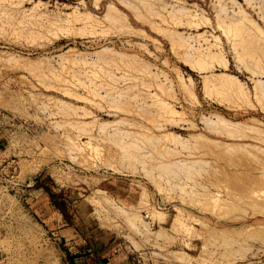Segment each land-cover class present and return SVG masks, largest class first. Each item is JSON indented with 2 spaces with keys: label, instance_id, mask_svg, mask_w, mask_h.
I'll list each match as a JSON object with an SVG mask.
<instances>
[{
  "label": "rangeland",
  "instance_id": "rangeland-1",
  "mask_svg": "<svg viewBox=\"0 0 264 264\" xmlns=\"http://www.w3.org/2000/svg\"><path fill=\"white\" fill-rule=\"evenodd\" d=\"M120 1L0 0V264H264V0Z\"/></svg>",
  "mask_w": 264,
  "mask_h": 264
},
{
  "label": "bare ground",
  "instance_id": "bare-ground-1",
  "mask_svg": "<svg viewBox=\"0 0 264 264\" xmlns=\"http://www.w3.org/2000/svg\"><path fill=\"white\" fill-rule=\"evenodd\" d=\"M119 1H120V0H119ZM220 1H221V0H220ZM120 2H121V1H120ZM217 2H219V0H217ZM217 2H216V3H217ZM121 3H122V2H121ZM125 3H126V2H125ZM35 4H36V3H35ZM126 4H128V2H127ZM218 4H219V3H218ZM36 5H37V4H36ZM221 5L224 6L223 3H222ZM221 5H220V6H221ZM218 6H219V5H218ZM33 7H34V6H33ZM37 7H38V5H37ZM74 9H75V8H74ZM189 10H190V9H189ZM218 10L221 12L220 9H218ZM222 10H223V7H222ZM243 10H244L243 8H242V9L240 8V10L238 11V13H233V12H232L233 14L231 15L230 19H229V17H228V18L226 17V14H224L225 17H226V19H229V20H227L228 22H226V23H228V27L233 28V30H235V31L238 29V31H236V32H237V35H239V36H242L243 33L245 34V32H244L243 30H246V28H249V27H251L252 29H253V27H254V29H255V30L253 31V32H254V35L257 34V33H255V32L263 33V30H261V29L259 28V26L257 25V23L255 24L256 21H255V22L252 21L251 18H249V17L247 16V14H246ZM187 11H188V10H187ZM189 12H190V11H189ZM220 12H219V14H220ZM223 12H225V10H223ZM77 13H78V12H77ZM187 13H188V12H187ZM187 13H185V14L187 15ZM190 13H191V12H190ZM192 14H193V13H192ZM192 14H191V15L189 14V15H190V17H191V16L193 17V18L191 17V19H194V18L196 17V15H195L196 12H195V14H193V15H195V17H194ZM43 15H44V14H43ZM73 15H74V13H73ZM73 15H72V16H73ZM78 15H79V13L77 14V16H78ZM170 15H171V14H170ZM181 15H182V14H181ZM186 15H185V16H186ZM189 15H187L188 18L186 17L188 20L190 19V18H189ZM204 15H205V14H204ZM68 16H69V15H68ZM183 16H184V15H183ZM185 16H184V17H185ZM75 17H76V15H75L74 17H72V18H75ZM171 17H172V16H171ZM173 17H174V16H173ZM181 17H182V16H181ZM69 18H70V17H69ZM202 18H205V17H202ZM218 18H219V17H218ZM219 19H220V18H219ZM221 19H222V18H221ZM221 19H220V20H221ZM226 19H225V20H226ZM66 20H67V19H66ZM70 20H71V18H70ZM73 20H74V19H73ZM205 20L207 21L208 18L205 19ZM74 21H75V20H74ZM67 22H70V21L67 20ZM220 22H221V21H219V24H218V25H221ZM70 23H71V22H70ZM221 23L223 24V21H222ZM48 24H49V23H48ZM89 24H91V23H89ZM247 24L250 25V26H248ZM91 25H93V24H91ZM224 25L226 26L227 24L224 23ZM246 25H247V27H246ZM255 25H256V26H255ZM257 26H258V29H259V30L257 29ZM222 27H223V26H222ZM222 27H221V28H222ZM226 27H227V26H226ZM226 27H224V29H225ZM234 27H235V28H234ZM243 27H244V28L246 27V28L243 29ZM255 27H256V28H255ZM41 28H43V27L41 26ZM219 28H220V27H219ZM231 28H229V29L232 30ZM239 28H240V29H239ZM222 29H223V28H222ZM224 29H223V30H224ZM227 29H228V28H227ZM241 29H243V30H241ZM256 29H257V30H256ZM230 30H228V31H229L228 33H230V32H231V33L234 32V31H230ZM240 31H241V32L243 31V33H241ZM247 31H249V29H248ZM261 31H262V32H261ZM223 32H226V34H227V30H226V31H223ZM223 32H222V33H223ZM236 32H235V33H236ZM253 32H250V33H253ZM239 33H240V34H239ZM246 33H247V32H246ZM42 35H43V32H42ZM237 35H236V36H237ZM247 35H248V38H250L251 35L253 36V34L250 35L249 33H248ZM261 35H262V37H263V34H259V35L257 34L258 37L261 36ZM227 36H228V34H227ZM239 36H238V37H239ZM245 36H246V35H245ZM252 36H251V37H252ZM257 36H256V37H257ZM242 37H244V36H242ZM242 37H239V38H240V39H243ZM246 37H247V36H246ZM246 37L244 38V40H248V38H246ZM262 37H259V38L261 39ZM236 38H237V37H236ZM252 38H253V37H252ZM252 38H250V39H252ZM240 39H238V40H239V43L242 44V42H241ZM257 39H258V38H257ZM257 39H256V38H255V39L253 38L252 41L255 40V41H258V42H259V40H257ZM263 39H264V37H263ZM252 41H250V43L247 41V42H248L247 45H248L250 48H251V47H255V44H256L255 41H254L255 43H253ZM260 41H264V40H260ZM251 42H252V43H251ZM258 42H257V46L260 44V42H259V43H258ZM237 44H238V43H237ZM237 44H235V45L238 46ZM244 44H246V43H244ZM250 44H252V45L254 44V45L252 46V45H250ZM261 44H262V42H261ZM216 46H217V45H216ZM240 46H241V45H240ZM257 46L255 47L256 49H257ZM234 47H235V46H234ZM243 47H245V46H243ZM243 47H242V51H241V52H243V53H241V52H240V53H241L242 56L244 55V57H245V54L247 55V54H249V53H248V51L246 50L247 52L245 51V54H244ZM239 48H241V47H239ZM245 48H247V47H245ZM245 48H244V49H245ZM255 48H254V49H255ZM260 48L263 49L261 45H260V47H258V50H261ZM70 49H71V48H70ZM198 49H199V48H198ZM203 49H204V48H203ZM203 49H202V50H203ZM208 49H209V48H208ZM247 49H249V48H247ZM109 50H110V49H109ZM109 50H108V51H109ZM204 50H206V48H205ZM221 50H222V49H221ZM250 50H251V49H250ZM250 50H249V52H251L250 55H252V51H253V49H252L251 51H250ZM258 50H255V51L257 52ZM193 51H194V50H193ZM195 51H196V53L198 52V50H197L196 48H195ZM238 51H239V50H238ZM263 51H264V49L262 50V52H263ZM105 52H106V50H105ZM105 52H104V53H105ZM111 52H112V51H111ZM212 52H213L212 50H208V51H206L205 53H203L204 55H201V57L199 56V59H200V58L203 59V58H205V56L207 57L208 55H209V56H212V55H211V54H213ZM259 52H261V51H259ZM259 52H258V53H259ZM104 53H102V54H104ZM113 53H114V52H113ZM198 53L201 54V52H198ZM198 53H197V54H198ZM218 53H219V52H218ZM254 53H255V52H253V56H252V57H254ZM258 53H256V55H257ZM102 54H101V55H102ZM106 54H108V53L106 52ZM111 54H112V53H111ZM259 54H260V53H259ZM114 55H115V54H114ZM195 55H196V54H195ZM198 55H199V54H198ZM221 55H222V54L219 55L220 58H221ZM238 55H239V53H238ZM8 56H9V55H8ZM70 56H71V55H70ZM108 56H109V55H108ZM193 56H194V55H193ZM213 56L216 57L215 55H213ZM213 56H212V58H213ZM260 56L263 57V56H264V53H263L262 55L260 54ZM260 56H259V57H260ZM10 57H11V56H10ZM10 57H8V58H10ZM61 57H62V56H61ZM74 57H75V56H74ZM74 57H73V59H75ZM103 57H105V56L103 55ZM110 57H111V56H110ZM202 57H203V58H202ZM257 57H258V55H257ZM259 57H258V58H259ZM63 58H64V57H63ZM67 58H68V57H67ZM246 58H247V57H246ZM14 59H15V58H14ZM70 59H71V58H70ZM73 59H72V61H73ZM76 59H77V58H76ZM194 59H195V58H194ZM197 59H198V56H197ZM197 59H196V60H197ZM201 59H200V61L203 62V63H201V62H199V61L197 60L198 63H200L201 65L207 64L206 62H204L207 58H206L205 60H201ZM210 59H211V57H210ZM213 59H214V58H213ZM221 59H223V57H222ZM221 59H218V60L221 61ZM261 59H262V58H261ZM261 59L259 58V59H257V60L260 61ZM66 60H68V59H66ZM111 60H112V58H111ZM135 60H136V59H135ZM207 60H208V59H207ZM223 60H225V59H223ZM223 60H222V62H223ZM257 60H256V61H257ZM263 60H264V59H262V61H263ZM8 61H10V60H8ZM19 61H20V60H19ZM62 61H63V60H62ZM64 61H65V60H64ZM137 61H138V59H137ZM197 61H196V62H197ZM209 61H210V60H209ZM209 61H208V62H209ZM15 62H16V61H15ZM222 62H221V63H222ZM225 62H226V61H225ZM263 62H264V61H263ZM17 63H18V62H17ZM17 63H15V64H17ZM191 63H192V62H191ZM191 63H190V64H191ZM198 63H196L197 65L195 64L194 66L196 67V66L200 65V64H198ZM13 64H14V63H13ZM23 64H24V63H23ZM225 64H226V63H225ZM257 64H258V63H257ZM257 64H256V65H257ZM259 64H260V63H259ZM32 65H33V63H32ZM17 66H18V65H17ZM19 66H20V65H19ZM28 66H29V65H27V68H28ZM133 66H134V65H133ZM191 66H193V63L191 64ZM191 66H190V67H191ZM261 66H262V65H261ZM25 67H26V66H25ZM36 67H38V66H36ZM199 67H200V66L197 67L198 70H200ZM202 67L204 68V67H206V66H201V68H202ZM258 67H260V66L258 65ZM30 68H31V67H30ZM34 68H35V67H34ZM206 68H208V67H206ZM209 68H210V67H209ZM135 69H137V68H135ZM135 69H134V70H135ZM192 69H193V68H192ZM201 70H202V69H201ZM206 70H208V69H206ZM38 71H39V70H38ZM43 71H44V69H43ZM202 71H203V70H202ZM211 73H212V71H211ZM215 73H216V74H215L216 76L211 75V76H212L211 78L207 77V76H209L208 73L205 74V76H203V78H204V77H207L206 79L204 78V79H205V82H203L204 85H209V83H210V84H211V87L213 86L214 89H215L214 86H216V89H218V88L220 89V87H221V88H222V87H223V88L228 87L229 90H230V87H233V86L236 87V85H239V84H237V82H238V78H237L234 74H231V73H229V72H225V71H220V72H215ZM209 74H210V73H209ZM212 74H214V73H212ZM43 75H44V74H43ZM203 75H204V74H203ZM188 78H189V77H188ZM186 79H187V78H186ZM180 80H181V76H180ZM258 80H259V79H258ZM190 81H191V80H188V79H187V82H188V83H190ZM89 82H90V81H89ZM184 82H185V81H184ZM182 84H185V83H182ZM190 84H191V83H190ZM240 84H241V83H240ZM186 85H187V84H186ZM186 85H183V86L186 87ZM188 85H189V84H188ZM202 85H203V84H202ZM156 86H157V85H156ZM183 86H182V87H183ZM217 86H219V87L217 88ZM204 87H205V86H204ZM204 87L202 86V88H204ZM206 87H207V86H206ZM209 87H210V86H209ZM239 87H240V86H239ZM242 87H243V86H242ZM126 88H127V87H126ZM186 88H187V87H186ZM223 88H222V89H223ZM260 88H261V87H260ZM105 89H106V88H105ZM105 89H104V90H105ZM183 89H184V87H183ZM204 89H205V88H204ZM206 89H207V88H206ZM208 89L213 90L212 88H208ZM222 89H221V90H222ZM225 89H226V88H225ZM235 89H237V88H235ZM240 89H241V87L238 89V91H239ZM244 89H245V88H244ZM257 89H258V88H257ZM94 90H95V89H94ZM96 90H97V89H96ZM112 90H113V89H112ZM127 90H128V89H127ZM187 90H188V88H187ZM221 90H220V91H221ZM223 90H224V89H223ZM90 91H91V90H90ZM106 91H107V90H106ZM108 91H110V90H108ZM185 91H186V90H185ZM188 91H189V90H188ZM188 91H186V92L188 93ZM204 91H205V90H204ZM242 91H243V90H242ZM242 91H239V93H240V92L243 93V94L240 93V95H242L244 99L242 98V96H239V94L237 93V90H236L235 93H237V95L239 96V98L243 99L242 101H244V100L246 99L245 96H244L246 93H244L245 91H244V92H242ZM206 92H207V91H206ZM216 92H217V91H216ZM225 92H227V90H226ZM228 92H232V91L230 90V91H228ZM233 92H234V90H233ZM94 93H95V92H94ZM111 93H112V92H111ZM221 93H224V92H221ZM235 93H234V95H233V96H235V97H233V100H234V98L238 97V96L235 95ZM257 93H258V92H257ZM96 94H97V93H95V95H96ZM107 94H108V93H107ZM191 94H193V93L191 92ZM191 94H190V95H191ZM227 94H230V93H227ZM263 94H264V93H263ZM105 95H106V94H105ZM155 95H156V94H155ZM158 95H159V94H158ZM158 95H157V96H158ZM190 95H189V96H190ZM152 96H153V95H152ZM226 96H227V95H226ZM228 96H229V95H228ZM263 96H264V95H263ZM155 97H156V96H155ZM255 97H256V96H255ZM158 98H159V97H158ZM230 98H231V97H230ZM258 98H259V97H258ZM241 99H240V100H241ZM256 99H257V97H256ZM157 100H158V99H157ZM161 100H162V98H161ZM258 100H259V99H258ZM159 102L161 103L160 100H159ZM162 102H163V101H162ZM5 104H6V103H5ZM158 104H159V103H158ZM162 104H165V103H162ZM123 105H124V104H123ZM160 105H161V104H160ZM10 106H11V105H10ZM128 106H129V105H128ZM129 107H130V106H129ZM132 107H133V106H132ZM127 108H128V107H127ZM127 108H126V109H127ZM72 109H74V107H73ZM121 109H122V107H121ZM123 110H124V109H123ZM141 110H142V109H141ZM144 110H145V109H144ZM169 110H170V109H169ZM127 111H129V110H127ZM127 111H126V112H127ZM136 111H137V110H136ZM158 111H159V110H158ZM175 111H176V110H175ZM159 112H160V111H159ZM159 112H158V113H159ZM167 112H168V110H167ZM170 112H171V110H170ZM170 112H169V113H170ZM178 112H179V111H178ZM158 113H157V114H158ZM172 113H173V112H171V114H172ZM68 114H69V113H68ZM219 115H220V114H219ZM220 116H221V115H220ZM123 117H124V116H123ZM217 117H218V116H217ZM214 118H215V117H214ZM78 119H79V118H78ZM92 119H93V118H92ZM96 119H97V118H96ZM96 119H95V120H96ZM120 119H121V118H120ZM124 119H125V117H124ZM216 119H217V118H216ZM221 120H222V119H221ZM228 120H229V119H228ZM228 120H227V121H228ZM253 120H254V119H253ZM91 121H92V120H91ZM214 121H215L216 123L219 122V120H218V122H217L216 120H214ZM256 121H257V120H256ZM75 122H76V121H75ZM88 122L90 123V121H88ZM103 122H104V121H102V123H103ZM107 122H108V121H107ZM109 122H110V121H109ZM126 122H127V121H126ZM70 123H71V122H70ZM70 123H69V124H70ZM73 123H74V122H73ZM97 123H98V122H97ZM102 123H99V125L102 124ZM110 123H111V122H110ZM112 123H113V122H112ZM120 123H121V122H120ZM216 123H215V127L217 126ZM220 123L222 124V121L218 123V126H219V127H220ZM232 123H233V122H232ZM251 123H252V122H251ZM92 124H93V123H92ZM104 124H105V123H104ZM104 124H103V125H104ZM122 124H123V123H122ZM207 124H208V123H207ZM243 124H247V123L244 122ZM70 125L72 126L73 124L71 123ZM94 125H95V124H94ZM105 125H106V124H105ZM134 125H135V124H134ZM210 125H212V124H210ZM223 125H224V124H223ZM236 125H237V124H236ZM252 125H253V124H252ZM254 125H255V124H254ZM71 126H70V127H71ZM226 126H227V125H226ZM229 126H230V124H229ZM237 126H238V125H237ZM72 127H73V126H72ZM98 127L101 129L100 126H98ZM105 127H106V126H105ZM212 127H213V126H212ZM231 127H232V126H231ZM233 127H234V126H233ZM238 127H239V126H238ZM240 127H241V126H240ZM102 128H103V126H102ZM141 128H142V127H141ZM213 128H214V127H213ZM225 128H227V127H225ZM143 129H144V128H143ZM236 129H237V128H236ZM84 130H85V129H84ZM101 130H102V129H101ZM148 130H149V129H148ZM237 130H238V129H237ZM103 131H104V129H103ZM137 131H138V130H137ZM146 131H147V130H146ZM239 131H240V130H239ZM242 131H243V130H242ZM90 132H91V130H90ZM84 133H85V132H84ZM113 133H114V132H113ZM221 133H223V132H221ZM85 134H86V133H85ZM89 134H90V133H89ZM91 134H92V132H91ZM91 134H90V135H91ZM104 134H105V133H104ZM104 134H103V135H104ZM117 134H118V133H117ZM150 134H151V133H150ZM152 134H153V133H152ZM162 134H163V133H162ZM166 134L169 135L170 132H169V133L167 132ZM166 134H165V135H166ZM231 134H232V133H231ZM258 134H259V133H258ZM115 135H116V134H115ZM168 135H167V137H168ZM170 135L173 136V139H174V135H172V132H171ZM170 135H169V136H170ZM226 135H228V134H226ZM87 136H88V135H87ZM91 136H92V135H91ZM158 136H159V135H158ZM176 136H177V135H176ZM176 136H175V137H176ZM193 136H195V135H193ZM199 136H201V135H199ZM230 136H231V135H230ZM232 136H233V135H232ZM238 136H239V135H238ZM98 137H99V136H98ZM102 137H103V136H102ZM105 137H106V136H105ZM149 137H150V136H149ZM162 137H163V135H162ZM260 137H261V136H260ZM106 138H107V137H106ZM145 138H146V137H145ZM170 138H172V137H170ZM170 138L168 139L169 141H170ZM262 138H263V137H262ZM88 139H89V138H88ZM97 139H98V138H97ZM101 139H102V138H101ZM129 139H130V138H129ZM129 139H128V140H129ZM137 139H138V138H137ZM163 139L165 140V137H163ZM163 139H162V140H163ZM173 139H172L171 141H173ZM177 139H178V138H177ZM177 139L175 138L174 140H177ZM180 139H183V138H179L178 140H180ZM190 139H191V138H190ZM103 140H104V139H103ZM124 140H125V139H124ZM192 140H193V138H192ZM126 141H127V140H126ZM132 141H133V140H132ZM145 141H146V140H145ZM195 141H197V140L195 139ZM200 141H201V140H200ZM85 142H86V141H85ZM87 142H90V141L87 140ZM106 142H107V141H106ZM109 142H110V141H109ZM162 142H163V141H162ZM164 142H165V141H164ZM173 142H174V141H173ZM177 142H178V141H176V143H177ZM180 142H181V143H184V142H182V141H180ZM197 142H198V141H197ZM165 143H166V142H165ZM176 143H174V144L176 145ZM181 143H179L178 145H180ZM228 143H229V142H228ZM78 144H79V143H78ZM80 144H81V143H80ZM90 144H91V143H90ZM90 144H87V145H86V143H85L86 146H88V145H90ZM92 144H93V143H92ZM120 144H121V143H120ZM128 144H129V143H128ZM134 144H135V143H134ZM138 144H140V142H139ZM169 144H171V142H170ZM169 144H168V145H169ZM172 144H173V143H172ZM214 144H215V143H214ZM81 145H82V144H81ZM81 145H80V147H79V145H78L77 147H78L79 149H80V148H81V149L84 148V147H81ZM97 145H98V144H97ZM107 145H108V143H107ZM109 145H111V144H109ZM112 145H113V144H112ZM116 145H117V144H116ZM129 145H130V144H129ZM136 145H137V144H136ZM168 145H166V146H168ZM205 145H206V144H205ZM205 145H204V147H205ZM207 145H208V144H207ZM211 145H212V144H211ZM240 145H241V144H240ZM86 146H85V148H87V149L89 150V147H86ZM125 146H126V145H125ZM130 146H131V145H130ZM142 146H143V145H142ZM156 146H157V144H156ZM161 146H164V145H161ZM187 146L190 147L189 145L186 144V147H187ZM229 146H230V145H229ZM90 147H92V146H90ZM93 147H95V146H93ZM118 147H119V146H118ZM135 147H136V146H135ZM138 147H140V146H138ZM159 147H160V146H159ZM172 147H173V146H172ZM207 147L209 148L210 146H207ZM240 147H241V146H240ZM74 148H76V147H74ZM74 148L72 149V147H71V150H74V151H75ZM78 148H77L76 150L79 151ZM96 148L98 149L99 147H96ZM96 148H94V149H96ZM103 148H104V147H103ZM109 148H110V147H109ZM109 148H108V149H109ZM121 148H122V146H121ZM160 148H162V147H160ZM184 148H185V145H184ZM190 148H191V147H190ZM190 148H189V149H190ZM192 148H193V147H192ZM195 148H196V147H195ZM205 148H206V147H205ZM257 148H258V147H257ZM94 149H93V151L95 152ZM97 149H96V150H97ZM151 149H152V148H151ZM162 149L164 150V148H162ZM189 149H188V150H189ZM247 149H248V148H247ZM90 150L92 151V148H91ZM149 150H150V149H149ZM156 150H157V149H156ZM169 150H172V149H168V151H169ZM191 150H192V149H191ZM211 150H212V149H211ZM236 150H237V149H236ZM256 150H257V149H256ZM93 151H92V152H93ZM101 151H102V150H101ZM101 151H100V152H101ZM105 151L107 152V149H106ZM110 151H112V150H110ZM120 151H121V150H120ZM124 151H125V149H124ZM129 151H130V150H129ZM154 151H155V150H154ZM159 151H161V150H159ZM165 151H167V150H165ZM172 151H174V150H172ZM230 151H231V150H230ZM247 151L250 152L249 150H247ZM254 151H255V150H254ZM254 151H253V152H254ZM96 152H97V151H96ZM100 152H99V153H100ZM102 152H103V151H102ZM113 152H114V151H113ZM115 152H116V150H115ZM118 152H119V151H118ZM126 152H127V151H126ZM130 152H131V151H130ZM151 152H152V151H151ZM163 152H164V151H163ZM178 152H179V151H178ZM227 152H228V151H227ZM234 152H235V150H234ZM236 152H237V151H236ZM243 152H244V151H243ZM97 153H98V152H97ZM97 153H96V154H97ZM174 153L176 154V151H174ZM241 153H242V152H241ZM107 154H109V152H107ZM120 154H122V152H120ZM120 154H119V155H120ZM124 154H125V153H124ZM124 154H123V155H124ZM126 154H127V153H126ZM153 154H154V153H153ZM156 154H157V153H156ZM156 154H155V155H156ZM162 154H163V153H162ZM175 154H174V155H175ZM238 154H239V153H238ZM242 154H243V153H242ZM94 155H95V154H94ZM110 155H111V154H110ZM113 155H114V154H113ZM129 155H131V154H129ZM139 155H140V154H139ZM170 155H171V154H170ZM170 155H169V156H170ZM262 155H263V154H262ZM95 156H97V155H95ZM108 156H109V155H108ZM114 156H115V155H114ZM126 156H127V155H126ZM172 156H173V155H172ZM233 156H234V155H233ZM115 157H118V156H115ZM120 157H121V156H120ZM122 157H123V156H122ZM122 157H121V158H122ZM161 157H162V156H161ZM165 157H166V156H165ZM174 157H175V156H174ZM229 157H230V155H229ZM236 157H237V156H236ZM236 157H235V158H236ZM258 157H259V156H258ZM121 158H120V159H121ZM126 158H128V156H127ZM135 158H136V157H135ZM153 158H154V157H153ZM153 158H152V159H153ZM155 158H156V157H155ZM167 158H169V157H167ZM170 158H171V157H170ZM170 158H169V159H170ZM172 158H173V157H172ZM176 158H177V157H176ZM182 158H183V157H182ZM117 159H119V158H117ZM122 159H123V158H122ZM122 159H121V160H122ZM139 159H140V158H139ZM161 159H162V158H161ZM165 159H166V158H165ZM112 160H113V159H112V157H111L110 162H111ZM115 160H116V159H115ZM136 160H137V159H136ZM163 160H164V159H163ZM133 161H134V160H133ZM152 161H153V160H152ZM193 161H194V160H193ZM147 162H148V161H147ZM167 162H168V161H167ZM239 162H240V161H239ZM112 163H113V162H112ZM126 163H127V162H126ZM149 163H150V162H149ZM185 163H186V162H185ZM189 163H190V162H189ZM151 164H152V163H151ZM191 164H192V163H191ZM191 164H190V165H191ZM194 164H195V163H194ZM171 165H172V164H171ZM148 166H149V165H148ZM154 166H155V165H154ZM161 166H162V165H161ZM187 166H188V165H187ZM193 167H194V166H193ZM154 168H155V167H154ZM163 168H164V167H163ZM163 168H162V169H163ZM172 168H173V167H172ZM174 169H176V168H174ZM179 169H180V168H179ZM188 171H189V170H188ZM190 171H191V170H190ZM193 171H194V170H193ZM156 172H157V171H156ZM180 172H181V171H180ZM185 173H186V172H185ZM167 174H168V173H167ZM168 175H169V174H168ZM156 176H157V175H156ZM163 176H164V174H163ZM173 177H174V176H173ZM251 177H252V176H251ZM223 178H224V177H223ZM255 178H256V177H255ZM261 178H262V177H261ZM155 179H156V178H155ZM192 179H193V178H192ZM256 179H257V178H256ZM262 179H264V178H262ZM257 180H258V179H257ZM248 181H249V180H248ZM252 181H253V179H252ZM246 182H247V181H246ZM229 183H230V182H229ZM254 183H255V182H254ZM260 183H261V182H260ZM257 184H258V183H257ZM255 185H256V184H255ZM256 186H257V185H256ZM236 197H237V196H236ZM239 198H240V197H239ZM251 199H252V198H251ZM211 200H212V199H211ZM211 200H210V201H211ZM95 202H96V201H95ZM214 202H215V201H214ZM216 205H217V204H216ZM237 206H238V205H237ZM115 208H116V207H115ZM101 209H102V208H101ZM116 210H117V209H116ZM260 211H261V210H260ZM118 212H119V211H118ZM122 212H123V211H122ZM125 212H126V211H125ZM125 212H124V214H125ZM258 213H259V212H258ZM119 214H120V212H119ZM126 214H127V213H126ZM215 214H216V213H215ZM179 219H180V218H179ZM179 219H178V220H179ZM182 220H183V219H182ZM182 220H181V221H182ZM176 222H178V221H176ZM184 222H185V221H184ZM173 223H174V222H173ZM185 223H186V222H185ZM185 223H183V224L185 225ZM177 224H179V222H178ZM199 224H200V222H199ZM179 225H181V222H180ZM172 226H173V225H172ZM174 227H176V226H174ZM174 227H173V228H174ZM184 227H186V226H184ZM176 228H177V227H176ZM261 228H262V227H261ZM179 229H180V228H179ZM173 230H174V229H173ZM184 230H186V229H184ZM188 230H189V229H188ZM193 230H194V229H193ZM191 231H192V230H191ZM179 232H180V231H179ZM211 239H212V238H211ZM228 242H229V241H228ZM225 244H226V243H225ZM203 245H204V244H203ZM201 249H202V248H201ZM235 249H236V248H235ZM201 252H203V251H201ZM234 254H235V253H234ZM232 255H233V254H232ZM206 256H207V255H206ZM197 257H199V256L197 255ZM197 257H196V258H197ZM226 257H227V256H226ZM176 258H177V257H176ZM199 258H200V257H199ZM204 258H205V257H204ZM201 259H203V258H201ZM186 260H187V259H186ZM205 260H206V259H204L203 261H205ZM180 261H181V260H180ZM187 261H188V260H187ZM194 261H195V260H194ZM182 263H183V262H182ZM188 263H189V262H188ZM212 263H213V261H212ZM227 263H228V262H227ZM189 264H190V263H189ZM213 264H214V263H213Z\"/></svg>",
  "mask_w": 264,
  "mask_h": 264
}]
</instances>
